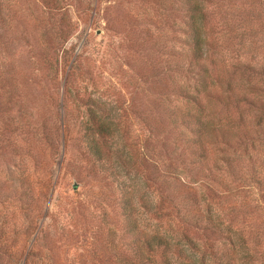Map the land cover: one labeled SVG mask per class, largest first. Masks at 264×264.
I'll use <instances>...</instances> for the list:
<instances>
[{
    "label": "rangeland",
    "instance_id": "1",
    "mask_svg": "<svg viewBox=\"0 0 264 264\" xmlns=\"http://www.w3.org/2000/svg\"><path fill=\"white\" fill-rule=\"evenodd\" d=\"M184 8L0 0V264H134L133 226L179 242L171 264H264V109L224 99L264 102V0L206 5V81Z\"/></svg>",
    "mask_w": 264,
    "mask_h": 264
},
{
    "label": "trees",
    "instance_id": "2",
    "mask_svg": "<svg viewBox=\"0 0 264 264\" xmlns=\"http://www.w3.org/2000/svg\"><path fill=\"white\" fill-rule=\"evenodd\" d=\"M212 0H183L184 9L186 13L185 29H186V38L188 41V50H189V64L197 70V74L202 80H207L210 76L209 68L206 65L205 59L211 54L208 53V40L206 38V30L203 27V20L206 19L208 9L206 5ZM210 46V45H209ZM209 54V55H208ZM212 61L213 58L211 57ZM244 68L249 70V72H256V68L254 66L245 65ZM217 75H213L209 78H214ZM227 85V93L224 95V99H234L236 102L243 101L248 105L258 106L261 109H264V102L262 100L256 101L252 99L247 93H236L234 91H229L230 82L226 81ZM88 115L93 123V125L86 124L84 125V129L91 136V140H89V149L90 151L96 155V157L101 158V150L98 145V138L100 136L111 133L112 130L109 129L104 122H101L98 118V111L93 108L88 110ZM207 129L212 130V133H216L222 141L228 142L231 138L232 133L228 129L226 130L224 127H216L214 125H210ZM204 129H197L200 134ZM84 131V132H85ZM216 131V132H215ZM236 137V134H234ZM202 143V142H201ZM132 228V227H131ZM133 245L132 251L129 252L125 258L124 262H130L134 264H150L153 262L154 258L158 255L163 258V263L171 264L172 261L169 259V253L174 249L180 258L187 256L184 253L182 247L179 246V242H173L167 237L158 234V233H149L146 231H138L133 226ZM182 264H197L193 259H187L184 262L181 261ZM202 264V263H200Z\"/></svg>",
    "mask_w": 264,
    "mask_h": 264
}]
</instances>
